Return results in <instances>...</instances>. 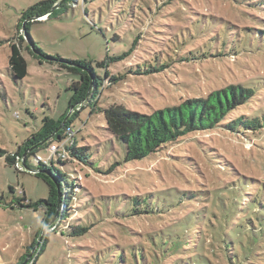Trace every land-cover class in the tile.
<instances>
[{"label": "rangeland", "instance_id": "1", "mask_svg": "<svg viewBox=\"0 0 264 264\" xmlns=\"http://www.w3.org/2000/svg\"><path fill=\"white\" fill-rule=\"evenodd\" d=\"M44 1L47 0H0V148L9 154L15 153L19 145L37 132L46 117L58 119L67 112L73 95L69 87L79 80L57 64L45 60L40 63L32 55L26 56L29 74L25 79L16 81L10 74V46L20 45L24 51L27 45L13 39L18 35L25 37V30L18 27L21 15ZM62 3L59 0L53 8L57 14L51 19H35L38 22L30 27L33 40L45 54L91 62L101 74L98 63L115 52L114 38L119 25L114 12L123 10L118 9L120 4V7L140 8L141 3L139 0H68L64 7H59ZM146 11L140 8L137 15L143 16ZM156 15V19L137 26L141 40L132 57L121 63L117 71L145 62L150 64L156 56L169 62L167 68L152 76L131 77L116 89L106 90L94 114L91 108L83 111L79 107L70 110L67 117L68 120L76 111L80 112L73 123L74 145L88 147L96 167L100 168L77 162L67 166L56 163L58 169L67 170L77 178V191L85 196L73 203L77 208L72 211L74 221L67 219L57 225L53 221L38 239L41 211L3 205L0 207V264H20L28 247L37 241L23 264L27 263L38 253L46 236L48 242L37 264H144V254L133 247L156 231L163 234L155 237L150 245L162 252L177 250L178 260L174 264H219L211 248L206 250L203 243L195 244V238L198 230L212 237V232L222 235L226 228L231 244L223 247L224 264H264V131L254 138L224 133L221 129L194 133L166 145L143 161L124 163L113 172L108 171L110 165L124 161L125 147L111 138L101 109L128 95L136 99L125 102L129 108L151 113L206 97L228 86L243 85L255 90L252 107L258 108L264 118V36L261 35L264 0H180L175 6L157 11ZM198 20L202 24H197ZM191 52L197 57L206 52L209 57L182 61ZM222 53L226 55L220 56ZM242 113L236 112L235 116ZM39 155L42 160H48L46 151ZM239 180L260 189H250ZM10 186L16 188V194L10 193ZM166 190L196 194L201 200L213 196L220 200L215 208L223 218L213 219L212 210L188 217L191 212L185 210L191 203L179 205L169 192L162 194ZM242 190L257 194V202L246 206ZM154 194L166 198L156 199L158 209L166 215L128 217L131 198ZM2 195L9 202L14 196H25L36 203L48 198L49 187L42 179L24 171L19 163L10 166L0 158ZM104 198L111 201L102 202ZM86 200L95 204L91 208L95 219H89L92 215L90 208L84 207ZM193 204L196 205L195 201ZM173 206L174 213L168 214ZM79 224L93 227L85 236H68L69 226ZM212 225L218 228L214 230ZM187 245L197 249L190 255L179 256ZM195 253L201 257H195ZM227 253L232 255L231 263Z\"/></svg>", "mask_w": 264, "mask_h": 264}, {"label": "trees", "instance_id": "2", "mask_svg": "<svg viewBox=\"0 0 264 264\" xmlns=\"http://www.w3.org/2000/svg\"><path fill=\"white\" fill-rule=\"evenodd\" d=\"M67 1L68 0H64L59 7H64ZM77 1L80 2L81 0ZM139 2L141 3L140 8H146L147 10L146 14L143 16L140 14L137 15L138 9L140 8L136 5L131 8H125L120 7V4L118 9L122 8L123 10H120L117 14L114 12V14L118 16L119 25V30L114 38L116 45L115 52L113 56L108 55L105 60L98 63V68L102 70L101 74H98L91 62L85 60H68L59 55L50 56L45 54L33 40L30 29L31 25L38 22L35 21V19H43L44 17H46V19H51L54 17L57 14V9L53 10V8L59 3V0H47L38 3L21 15L18 27L25 29L26 38L18 35V37L16 36L13 39H19L21 42H26L27 45L24 51L21 50L20 45L12 44L10 46L11 55L9 57V65L10 74L13 79L19 81L28 76L29 65L28 58L26 57L28 55L34 56L40 63H43V60L51 64L55 63L69 75L79 77V80L73 82L69 87L73 95L69 101L68 110L65 114L61 115L58 119L46 117L43 120V126L19 145L15 153L9 154L0 148V158H4L8 165L17 166L19 163L24 171L32 173L36 177L42 179L49 187L48 198L36 203L29 201L25 196L22 198L14 196V199L10 202L8 201L9 198L5 195L0 197V207L3 205H13L14 207L12 209L16 207L33 209L35 212L41 211L43 218L36 232V237H38V239L41 238L44 228L54 219H56L54 225L67 219L74 221L72 218V211L77 208H74L73 203L85 198L82 192L77 191L79 189V184L76 183L77 178L73 177L67 170L63 172L58 169L56 163H59L61 166H67L69 164L71 165L72 162H77L79 164L92 166L94 169H100L95 165L96 162L93 158V152L90 151L88 147H78L74 145L76 141L66 148L67 155L65 157L58 156L57 154L54 156L51 155L50 148L53 144L65 140L69 131L75 133L73 123L79 118L80 112L76 111L64 123L70 114V110L81 107L84 111L91 108V113L94 114L95 108L101 103V98L106 90L110 91L111 89H116L131 77H147L159 74L169 65L168 61L163 62L161 60L162 56H156L152 58L150 64L145 62L143 64L134 65L128 69L124 68L122 71H117L121 63L131 58L134 50L137 49L138 43L141 40V33L137 30V26L141 25L140 22H147L148 19H156L157 11H162L164 7L175 6L180 0H139ZM132 8L133 10H131ZM177 10L179 11L180 8ZM134 14L135 17L133 18ZM132 18L135 19L133 23ZM197 24H202V22L198 20ZM195 34L198 35L196 31ZM261 35L264 36V31H262ZM225 55L226 54L223 53L220 54V56ZM207 57H209V54L206 52H204L201 57H197L191 52L185 56L182 61H198ZM254 97L255 90L252 87L232 85L221 90L213 91L206 97L189 99L177 106L166 107L151 113L139 112L129 108L125 102L136 101V99L130 95L126 98H121L122 101L110 103L108 107L101 109V112L104 114L108 131L112 135L111 138L120 142L125 147V157L124 161L110 165L108 171L113 172L116 166L124 163L128 164L143 161L159 152L166 145L194 133H204L221 129L224 133L241 134L254 138L255 134L264 131V118L259 114L258 108L252 107V104L255 105L253 100ZM239 111L243 113L240 116H235L236 112ZM83 124L84 123H82V125ZM42 151H46L49 154L48 160H42L39 155V152ZM30 161L32 164H30ZM32 171L36 172L33 173ZM238 182H244L253 190L260 189L252 183L241 180ZM9 189L12 195L17 193L16 188L10 186ZM218 190H221V188L214 191L216 192ZM242 191L243 200L244 198L246 199L244 200L246 206L247 204H255L257 202L255 198L258 196L257 194H247L245 190ZM164 193L173 196L172 198L175 199V202L181 206L185 205L186 202L191 203L185 210L186 212H191V215L188 217L194 218V216L204 211L212 210L213 219L223 218L220 212L215 208L220 200L213 199V196H210L208 200H201L196 194H179L176 190H166L162 194ZM211 193L214 194L213 191ZM162 194H154L152 197L151 195H147L146 197L131 198L128 202L131 208L128 212V217H162V215H166L165 211L158 209L156 205L157 198H159V200L166 199ZM110 199L111 198H104L102 202L108 204L111 201ZM89 201L90 202L86 200V205L84 207L88 206V208H90L89 213L92 216L89 219H95L96 215L92 213L91 209L95 204L92 200ZM194 201L196 205L193 204ZM203 201H207L205 205L200 204ZM239 207L242 206L240 205ZM167 212L168 214H173L174 206L173 208H169ZM92 224L69 226L68 236H85L93 227ZM212 227L214 230L218 228L214 225H212ZM227 227L229 228L230 225L228 224ZM226 230L227 228L222 231V235H218L217 232H212V237L208 232L202 230H198L196 233L195 244L203 243L206 250L211 248L210 251L213 257L218 260L219 264H224L223 261H225L222 260L225 256L222 252L224 249L223 247L225 245L228 247L229 244H231L230 237ZM162 234L163 231H156L152 234H148L137 247H133V250L138 249V251L144 254V264H174L177 262L178 259H176V255H178V251L174 250V248H171L168 252H162L161 250L158 251L153 249L150 245L155 237H160ZM47 242L48 237L46 236L43 238V243L40 245L38 253H34V256H32L33 258L25 264H37V259L44 252ZM37 243V241H34L33 245L28 247V253H26L20 264L26 261L29 254L31 255V251ZM196 249L197 246L194 248L187 245L182 252L183 254L181 253L179 256L190 255V253H193ZM227 255L230 257L231 263L232 255H230V253H227ZM195 257H201V254L195 253Z\"/></svg>", "mask_w": 264, "mask_h": 264}, {"label": "built area", "instance_id": "3", "mask_svg": "<svg viewBox=\"0 0 264 264\" xmlns=\"http://www.w3.org/2000/svg\"><path fill=\"white\" fill-rule=\"evenodd\" d=\"M74 138H75L74 132L69 131L68 136L65 140H63L59 143H55L51 146V148H50L51 155L54 156L57 154L58 156L65 157L67 155L66 148L71 146L74 143ZM36 217H37V215H36Z\"/></svg>", "mask_w": 264, "mask_h": 264}, {"label": "water", "instance_id": "4", "mask_svg": "<svg viewBox=\"0 0 264 264\" xmlns=\"http://www.w3.org/2000/svg\"><path fill=\"white\" fill-rule=\"evenodd\" d=\"M63 1H64V0H63ZM55 7H57V6H55ZM24 30H25V29H24ZM66 121H67V119L64 121V123H65ZM64 123H63V124H64ZM32 172L35 173L36 171H32ZM59 205H60V203H59ZM55 220H56V219H54L53 221H55ZM53 221H52V222H53Z\"/></svg>", "mask_w": 264, "mask_h": 264}, {"label": "bare ground", "instance_id": "5", "mask_svg": "<svg viewBox=\"0 0 264 264\" xmlns=\"http://www.w3.org/2000/svg\"><path fill=\"white\" fill-rule=\"evenodd\" d=\"M45 18V17H44Z\"/></svg>", "mask_w": 264, "mask_h": 264}]
</instances>
